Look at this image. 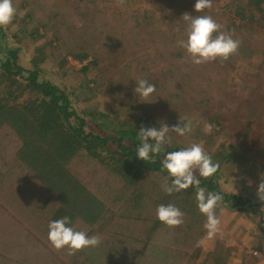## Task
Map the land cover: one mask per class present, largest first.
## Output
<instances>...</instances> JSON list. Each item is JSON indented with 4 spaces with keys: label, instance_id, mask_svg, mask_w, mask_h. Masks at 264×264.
Returning <instances> with one entry per match:
<instances>
[{
    "label": "rangeland",
    "instance_id": "374dc122",
    "mask_svg": "<svg viewBox=\"0 0 264 264\" xmlns=\"http://www.w3.org/2000/svg\"><path fill=\"white\" fill-rule=\"evenodd\" d=\"M24 1H29L26 7L22 5ZM230 1L232 0H212V8L207 9L208 13L214 14L215 19L220 20L222 31L228 34L230 17H234L228 7ZM12 3L16 15L6 28L10 27L11 33L23 30L22 63L29 67L31 56L44 52L46 55L43 58L46 61L42 66L51 74L54 84L74 93L76 99L73 101L76 103L73 106L79 112L87 114L91 132H99L102 136L113 135L110 131L113 129L115 132L122 125L123 128L136 125L159 129L161 122L171 128L177 123L179 116H187L193 121V131L185 136L171 133L172 145L166 146L167 150L187 148L192 143H202L204 148L213 150L212 140H217L216 147L222 145L226 152L231 153L235 150L234 144L238 145L236 151L245 153L246 160H239L238 156L225 163L219 159L218 164L222 166L223 172L216 181L225 194L258 199L257 189L260 177L264 174V105L253 90L258 84L264 85V61L259 68L241 63L244 60L243 54L244 57L250 55L251 43L261 56L260 60H264V19L248 23V28L241 35L234 32L242 46L238 49L239 56L236 58L240 72L230 70L228 73L217 60L197 65L196 70L191 73L195 77L189 81L183 79V74L187 72L185 67L175 66L177 59L169 61L168 57H162L168 49L165 47L167 40L171 41L176 34L171 26V31L167 28L168 20L157 19L154 28L137 26L139 23L135 16L132 11H128L135 7L132 3L124 2L121 5L119 0H97L96 3L89 0H12ZM43 25L49 29L45 30ZM36 31L43 36L46 34L45 37L35 40L32 33ZM163 33L167 39L163 37ZM82 47H85L84 52L90 56L84 62H79L69 54L82 53ZM86 68L88 71L84 72L83 69ZM233 76L239 80L236 84L238 88L230 87L229 80H233ZM140 79H148L156 87L147 102L134 91L138 86L136 81ZM181 86L184 87V94L180 95L183 100L186 99V103L192 104L193 99H199L200 92L203 95L201 97H208V101L214 103L211 107L213 114L221 112L225 117L231 114L225 125L231 129L230 132L223 133L216 139H213V135L208 137L204 130L197 135L198 124L208 122L210 115H205V112L204 117H198L191 105L186 109L178 108L183 101L173 99V95ZM229 89L235 90L230 94H240L243 101H249L246 106L250 112L247 115L249 126H252L249 134L254 135L249 142L250 146L239 138L247 127L244 121L246 117L238 114V121L233 113L239 110V102L224 105L219 103L222 99L220 97ZM207 93L216 96V100L214 96L206 95ZM142 120L147 121L145 123ZM99 123L108 128H99ZM212 124L217 125V122ZM12 129L6 126L0 130V264L68 263L72 257L68 255V249L57 251L48 240L52 208H44L42 200V195L47 192L43 185L49 183L47 179L53 175L52 170L56 172L62 166H51L54 161L49 164L46 162L37 165L35 162L31 166H22V160L18 159L22 142L18 133ZM243 147L248 148L245 150ZM116 148L117 145H111V149ZM39 151L45 160L46 156L40 149ZM72 167L79 172L92 195L105 204L108 203L112 210L107 215V220L97 226L87 224L84 213L74 225L78 231L101 239L99 246L86 250L85 259L90 264L102 263L100 260L112 261L121 254L126 258V254L132 250L140 254L143 249L147 250L146 258L143 263L136 264H171L173 261L177 264V258L183 257V250L192 255L200 250L203 257L190 260L187 256L186 264H209L214 261L210 256L207 262L203 260L209 253L221 250L234 259L232 264H264V223L260 213L233 212L223 208L216 213L221 219L222 233L212 239L207 238L204 227L196 229L202 231V234L198 233L194 235L195 239H189L188 236L180 235L178 227L169 228L160 221L159 230L150 237L151 242L159 247L143 248L144 237H149L142 232V221L132 219L157 218L159 191L155 188V181L158 179H146L143 191L146 199L137 200L138 194L133 195L121 179L109 174L100 165L80 158L76 166ZM37 171L39 178L36 177ZM126 201L133 202L134 208L128 207ZM140 235L144 237L140 238ZM200 241L203 243H198ZM110 251H113V257L108 255ZM173 256L177 258L174 259ZM130 261L127 258L125 262Z\"/></svg>",
    "mask_w": 264,
    "mask_h": 264
},
{
    "label": "trees",
    "instance_id": "16d2710c",
    "mask_svg": "<svg viewBox=\"0 0 264 264\" xmlns=\"http://www.w3.org/2000/svg\"><path fill=\"white\" fill-rule=\"evenodd\" d=\"M96 1L89 0V2L93 3H96ZM124 2L134 4L135 7L133 10L128 9V11H132V15L135 16V20L139 23L137 26L144 27V29L154 28L156 26L155 22L159 18L168 20V22L165 21L167 28L171 31L169 27L171 26L174 33L178 36L175 34L172 36L173 39L171 41L167 40L165 47H168V49L164 51L162 57L163 59L168 57L169 61L177 59L175 66H184L187 70L183 74V79L191 81L195 77L191 73L194 69L196 70L197 65L191 63L186 51L178 44V41L187 39V22L183 20L182 16L185 13L193 16L208 15L218 24H220V20L215 19L214 14L208 13L207 9L203 12L196 13L194 7L196 0H124ZM28 4L29 1H24L22 5L26 7ZM228 7L232 11L231 15L234 16L233 18L230 17L229 34L235 40H237L234 36L235 31L241 35L248 28V23H255L256 21L264 19V0H232L228 2ZM262 21L264 27V20ZM42 27L45 30L49 29L46 25ZM23 34V30L21 32L11 33L10 27L8 29L0 28V130L9 126L14 129H12L13 131L18 133L19 136H17L22 142V146L18 151L20 156L18 159L22 160V166H31L35 162L37 165L45 164L46 162L49 164L50 161H54L51 166H62L56 172L52 170L53 175L47 179L49 183L43 185L46 189L45 191H47L42 195L43 205L44 208H52L51 215L53 217L51 221L67 216L70 218V224L68 226L78 231L79 229L75 228L74 225L80 221V216L83 213L86 217L84 221L92 226H97L99 223L107 220V215L110 212L112 213L109 204H105L98 197L92 195L91 190L87 188L86 182L79 176V172H76L72 167L76 166L78 159L82 158L89 163L100 165L102 169L109 171V174L121 179L122 183L128 186L129 190L131 189L133 195L138 194L136 197L137 200H139L138 198L146 199V194L143 193L145 190V180L150 178L158 179L155 181V188L159 191V200L157 201L156 207L161 204H173L184 213V223L178 227L180 235L188 236L189 239H195L194 235H198V233L202 234V231H197L196 229L200 230L204 227L206 217L197 207L195 187H190L187 190L180 193H173L172 195H168L162 187L165 183L171 184V179L168 178L167 171L163 169L162 161L168 152L174 150L169 151L165 147L163 153L156 155L150 154V160L142 161L137 157L136 153V148L140 144L138 131L141 127L133 125L130 128H123L122 125L115 132L112 129L110 132L113 135L108 136H102L99 132H91L92 130L88 128L89 121L86 119L87 114L85 112H79L76 106H73V103H76L73 101V99H76L74 93L71 94L66 88L54 84L50 78L51 74L42 66L46 61L43 58L46 54L41 52L39 55L31 56L29 67H26L22 63L21 53L23 47L21 46V37ZM45 35H40L38 31L32 33V37L35 40H39L45 37ZM163 37L167 39L164 33ZM239 48H242V46ZM84 49L85 47L81 48L82 53L71 52L69 55H72L79 62H84L90 56L86 51L84 52ZM238 56L239 53H236L227 61L219 62L218 64H221L222 67L224 66L228 73L230 70H234L232 72H240V65L237 67L236 60ZM243 59L241 64L249 65L253 68H259L264 61L260 60L261 56L257 54L256 48H254L252 43L250 55L244 57L243 54ZM256 61L259 63L256 64ZM83 71L87 72L88 69H83ZM232 72L231 74H233ZM229 82L230 87L238 88L236 84L239 83V80L237 81L234 76L233 80L230 79ZM232 91L235 90L229 89L225 95L220 97L222 99L219 100V103L224 105L229 104V102L234 104L239 102V110L233 113H235V119L238 121L239 119L236 116L238 114L247 118H244V121L247 123L246 131L243 130L245 133L239 138L249 144L254 136L249 134L252 129V126H249L250 120L247 117L250 114L246 107L249 101H243V96L240 94H230ZM253 93L260 97L264 105V85L261 83L255 86ZM180 94H184L183 86L173 95V99L183 101L178 108L186 109V107L191 105L193 106L192 111L196 110L198 117H204L205 112V115H210L207 123L212 124L217 122V125L212 124L215 127L211 134H208V137L213 135V139H216L219 136L221 137L223 133L230 132L231 129L226 128L225 125L228 122L227 119L231 118V114L226 115V117L221 112L213 114L211 107L214 106V103L208 101V97H201L203 95L200 92L198 94L200 98L197 100L193 99V105L186 103V99L183 100ZM214 99L216 100V96H214ZM216 104L218 103L216 102ZM177 106L175 107L177 108ZM145 121L147 120H142L141 122ZM203 123L198 124L197 135L203 130ZM98 127L102 129L108 128L104 127L102 123H99ZM212 141L213 143L211 145L214 149H204L211 156L214 163L218 164L219 159H222L225 163H229L233 159L238 158V156L240 157L239 160H246L244 159L246 158L245 153L236 151L238 145L234 144L235 147L233 149L235 148V150L228 153L225 151L224 146L218 145L216 147L215 142L217 140ZM149 142L151 143L152 140ZM111 145H117V148L113 150L111 149ZM207 147H209L208 144ZM243 148L246 150L248 147ZM39 149L46 156L44 157L45 160H43L42 153ZM222 169V166L219 165L217 172L208 178L197 176L200 180V187H203L206 193L214 192L222 195L223 201L216 209V213L223 210V208H227L233 212L260 213L264 223V202L259 201V199L245 198L243 195L223 193L218 181H216L221 172H223ZM36 177H40L39 172ZM126 203L128 207L134 208L133 202L126 201ZM76 210L79 212L75 213ZM135 219H138L139 222L142 221L144 225L142 232L147 233L149 237L140 235V238L142 236L144 237V241L142 242L143 248L151 247L156 249L159 247L151 242L150 237L159 230L161 222L157 218L143 219L141 217L133 218L132 221ZM179 247L181 248V245ZM86 250L76 252V254L72 255L71 261L68 263L65 262V264H90L85 259ZM102 252L105 254L103 250ZM136 252L132 250L131 253H123L126 254V258L122 257L121 254L117 259L105 262L104 260H100L102 263L96 264L143 263L147 250L143 249L140 254H136ZM182 254V258L173 256L174 259L177 258L179 260L177 264H186L187 256L190 260L203 258L200 250L195 252L194 255L183 250ZM108 255L113 257V251H110ZM127 258L131 259L129 263L125 262ZM208 258L214 260L209 264H232L234 260L226 256V252L223 253L222 250L209 253L208 257L203 261L207 262ZM171 264H176V262L173 261Z\"/></svg>",
    "mask_w": 264,
    "mask_h": 264
},
{
    "label": "clouds",
    "instance_id": "9594fccd",
    "mask_svg": "<svg viewBox=\"0 0 264 264\" xmlns=\"http://www.w3.org/2000/svg\"><path fill=\"white\" fill-rule=\"evenodd\" d=\"M119 2L122 5L124 0H119ZM194 7L196 13L211 9L212 0H196ZM15 15L16 9L12 0H0V28L10 25ZM182 17L187 22V39L178 41V44L186 51L192 64L201 65L217 60L222 63L237 53L240 41L221 31L223 26L211 16H193L185 13ZM136 83L138 86L134 89L135 93L147 102V98L156 91L155 85L148 79H140ZM214 127L210 123H203V130L206 134H210ZM192 131L193 121L187 116H179L177 123L171 128L163 122L160 123L159 129L141 126L138 131L140 144L136 148L137 157L142 161H148L151 159L150 154H161L166 146L170 147L171 133L185 136ZM149 138L152 140L151 143ZM162 165L168 173V178L171 179L170 185L168 183L162 185L164 191L172 195L194 186L197 207L206 217L204 228L207 230V238L212 239L221 234V219L217 216L216 209L223 201V197L219 193H206V190L200 187V180L197 178V173L203 178L212 176L217 172L219 165L214 163L211 156L206 153L202 143H192L187 148L168 152L163 158ZM260 180L257 197L259 201L264 202V174L261 175ZM248 183L250 186L251 181L249 180ZM156 215L158 220L169 228L179 227L184 223V213L173 204L159 205ZM69 224L70 218L65 216L51 221L48 225V240L57 251L67 248L68 255H74L84 249L97 247L101 243L99 236H88L84 231H77L68 226ZM198 243H203V241Z\"/></svg>",
    "mask_w": 264,
    "mask_h": 264
}]
</instances>
